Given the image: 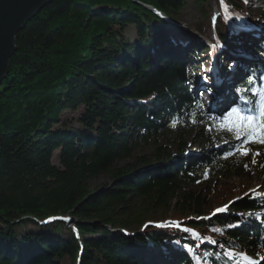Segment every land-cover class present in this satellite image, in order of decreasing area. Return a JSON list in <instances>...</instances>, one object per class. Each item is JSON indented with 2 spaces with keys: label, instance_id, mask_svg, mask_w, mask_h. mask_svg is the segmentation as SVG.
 <instances>
[{
  "label": "trees",
  "instance_id": "trees-1",
  "mask_svg": "<svg viewBox=\"0 0 264 264\" xmlns=\"http://www.w3.org/2000/svg\"><path fill=\"white\" fill-rule=\"evenodd\" d=\"M189 1L198 12L196 33L209 27L225 47L219 60L245 44L264 56L260 43L252 48L248 36L234 32L233 23L264 28V11L249 10L243 0H52L16 34L0 83V264H247L240 253L259 258L262 165L259 191L237 199L223 186L211 192L219 206L226 204L223 212H214L202 191L182 189L206 172L242 175L258 163L236 155L245 146L242 131L237 139L225 115L207 113L191 92L185 63L195 73L208 47L195 44L189 56L177 54L189 34L175 33L145 7L178 21ZM211 2L230 14L212 16ZM130 27L133 41L124 34ZM246 66L252 74L264 70L261 61ZM237 89L252 106L251 78ZM170 128L177 155L159 146L152 158L126 162ZM248 143L254 150L263 145ZM100 175L106 181L94 184ZM164 208H172L169 219L178 225H153L168 220L158 212ZM57 216L73 221L67 226L52 219Z\"/></svg>",
  "mask_w": 264,
  "mask_h": 264
},
{
  "label": "rangeland",
  "instance_id": "rangeland-1",
  "mask_svg": "<svg viewBox=\"0 0 264 264\" xmlns=\"http://www.w3.org/2000/svg\"><path fill=\"white\" fill-rule=\"evenodd\" d=\"M243 1L246 2L245 3L246 7L249 10H252V11L263 10L264 11V7H263V4L261 3V0H246V1L243 0ZM213 2L210 3V7H211L210 12H211L212 16L216 14L215 13L216 11L221 12L223 14H225L227 11V13L230 14L228 12L230 10H228V9L227 10L224 9V11H220L219 8H215V5ZM191 4L192 3L189 1L187 8L180 14L178 21H176L180 26L176 25V27H171L167 22H166V25L168 28L172 29V31H174L175 33H179L180 31L184 30L189 34L190 39H191V41L189 42L190 48H187L185 45L181 46V44H183L182 42L180 43V45L178 47L179 53L182 55L183 54L185 55V56L183 55V57H187L190 55L191 48L197 42L203 41V42L207 43L208 47H209V50L206 54L207 58L202 57V59H201L202 61H204L205 59L207 61L210 58L208 56V54H210L211 59H212L214 56L213 54H215V53L212 54V52H215L216 51L215 49H217V46L221 47V45H220V42H218V40L215 38L213 31L209 27H205L206 28L205 34H203V35L196 33L195 28H194V23L197 21L198 12L195 9H193ZM150 8L151 7H149L148 9L150 11H152V9H150ZM251 24L253 26H250L251 27V29L249 30L250 32L249 33L246 32L245 34H242V35H243V37L248 36L249 38L247 37V39L251 38L250 44H251V47L253 48V46L255 47L256 45H259V43L264 44V28L261 26H258V25L256 26L255 23H251ZM255 28H257V29H255ZM259 28H263L262 31ZM124 34L130 41L135 40V33H134L133 28H131V27L127 28ZM255 38H256V40H255ZM192 42H194V44H191ZM242 42H246V41L242 40ZM247 45L245 44V46H244L245 48H243L244 52H246V53H244L243 51L237 52L236 54L230 53L233 55H232V57L227 56V58H226L227 61L224 60L222 62H218V63H220V65H219L220 67L225 68L227 70V73L229 76L228 78L230 81L229 83H231V85L229 86V89H230L229 91H234L235 86L237 84H240V82L243 81V79L245 78V76L244 77H242V76L246 74V70L241 69L239 67L240 62H241L239 60H243L245 63H249L250 61L251 62L254 61V60H252L254 57L251 55V50H247L248 49V47H246ZM216 55H219L217 53V51H216ZM257 58H259V57H257ZM257 58H254V59L259 60ZM259 61H261V60H259ZM205 62H204V64L203 63L201 64L202 66L201 65L199 66V68H201V67L202 68L199 71L195 72V75H193V73L191 72V69L189 67V63H185V65L187 67V79L190 81V85L192 86V89H191L192 94L197 95L199 97V99L201 100V102L203 104V109L209 114H214V112H211V111H220L221 109H223V106H221V105H224L225 103L229 102L230 99H232L231 95L233 96V101L229 102L227 105H230V104L231 105L236 104V105L231 107L228 110H225L223 112L218 113V115H217V113L214 115H216V116L226 115V113H228L232 108H238L239 109L241 107V100H237L233 92L231 95H229L228 98H225L223 96L215 97L217 92H216V87L214 86V80H212L209 76H204V75H206L205 74L206 69H208V68H205V64H206ZM209 69L210 70L212 69V64H210ZM195 81H196L195 87L197 85V86H199L200 89H198V88L195 89V87L193 86V83H195ZM199 81L204 82L207 91L210 90V95L213 97L214 101L218 105H220V107H218L214 101L209 99L206 92L201 91V86H200V84L197 83ZM260 86H261V89L264 87V85H262L261 83H260ZM259 100H260V102H259L260 105H258L257 111L260 112L261 107L264 108V95ZM209 108L211 111L209 110ZM256 117H257V122H259V120H260L259 114H256ZM175 137H176V134L174 132V129L170 128L165 136H159L158 138H156V140L154 142L151 141L150 144L141 145L137 149L133 150L131 157L129 159H127L126 162L134 161L137 157L152 158V153H153L154 149L159 147V146L167 147V149H169L173 154L177 155L178 154V146H177L178 145V141H177L178 139L174 140ZM187 143H188L187 147L192 145L191 141H189V140L187 141ZM192 147H193V145H192ZM244 147H246L248 149V155H246V156L241 155L239 152H237L236 155L241 157L245 163H249V161L252 159L253 160L255 159V161L258 160V163H256V165L254 166V168L251 171L247 172L246 174H242V175H228V174H226V173L224 174V172H220V171L219 172L218 171L217 172L216 171L215 172H206L203 175V177L199 183L195 184L192 187H183L182 189H184L186 191L187 189L191 188L193 190L202 191L206 195H209V197H210L209 199L212 203L214 210L217 209L219 204H218L217 196L216 195L211 196V192L219 186H223L224 188H228L229 193L233 192V193H230V195H229V197H232L233 199H237V198H239V196L244 195V194L249 193V192L259 191L260 190L259 188L261 187L262 178H263V176L259 173V171L262 170L261 165H264V144L262 145L261 148L255 149V150L250 147V143L245 144ZM191 150L196 152V153L199 152V150L197 148H193ZM106 179L107 178L105 177V175H100L98 177V179L96 181H94V184H102L106 181ZM241 190H243L242 193L239 192ZM224 205L226 206V204H223L221 206H224ZM158 212L164 213L167 216V219H169L170 215L172 213V208H170V209L164 208ZM158 212H155V213H158ZM151 215H153V212ZM192 216L196 217L195 214H193ZM61 218H65V217L57 216L56 220H61V221L65 222L67 226H70L72 221H73V219H70L69 217H66L68 219L67 222L62 220ZM165 223H166V221H165ZM177 223H178V221L175 220L173 223H169V224L175 225ZM166 224H168V223H166ZM166 224H164L162 226H166ZM138 232H140L139 229H138ZM134 233L136 234V231ZM259 254H260V256H259L258 260L262 262L264 259H260V257H264V246H262L260 248Z\"/></svg>",
  "mask_w": 264,
  "mask_h": 264
},
{
  "label": "water",
  "instance_id": "water-1",
  "mask_svg": "<svg viewBox=\"0 0 264 264\" xmlns=\"http://www.w3.org/2000/svg\"><path fill=\"white\" fill-rule=\"evenodd\" d=\"M51 1L52 0H0V83L8 74L9 60L16 50L14 40L16 34ZM150 9L171 27H176V25L180 26L176 21L169 19L155 9ZM236 28L239 27L236 26ZM61 219L66 222L68 221L66 217Z\"/></svg>",
  "mask_w": 264,
  "mask_h": 264
},
{
  "label": "snow or ice",
  "instance_id": "snow-or-ice-1",
  "mask_svg": "<svg viewBox=\"0 0 264 264\" xmlns=\"http://www.w3.org/2000/svg\"><path fill=\"white\" fill-rule=\"evenodd\" d=\"M253 94H255V90L253 91ZM259 116L260 120L257 122L256 116H245L241 114L240 109L232 108L228 113H226L224 120L228 122L229 131H236L238 133L236 136L237 139L241 138L240 133L242 131L245 144L250 142V140L251 142L264 144V108L261 109ZM233 117L236 119L233 120ZM236 151L241 155H248V149L243 145H241V148H238ZM253 163H255V159L253 160ZM245 167H247V165H245ZM262 167H264V165H262ZM223 210L225 209H216L217 212ZM257 219H261V217H257ZM235 226L238 227L239 225L237 224ZM193 235L196 236L197 234L193 233ZM239 255L244 256L247 264H259V261L248 259L247 254L245 253H240ZM260 259H264V257H260Z\"/></svg>",
  "mask_w": 264,
  "mask_h": 264
},
{
  "label": "bare ground",
  "instance_id": "bare-ground-1",
  "mask_svg": "<svg viewBox=\"0 0 264 264\" xmlns=\"http://www.w3.org/2000/svg\"><path fill=\"white\" fill-rule=\"evenodd\" d=\"M260 29V28H259ZM261 31H262V29H260ZM255 40H256V38H255ZM205 43V42H204ZM262 45V47H264V44H261ZM247 47V46H246ZM264 49V48H263ZM243 52H244V49L242 50ZM213 53H215V54H213ZM244 53H246V52H244ZM212 54L214 55L213 56V58L211 59V56H210V54H208V56L210 57L209 58V60H207L205 63V68H208V69H206V75H204V76H209L212 80H214V86L216 87V92H217V94L215 95V97H220V96H223V97H225V98H228L229 97V95H231L232 94V92L233 91H229L230 89H229V86L231 85V83H229L230 81H229V76H228V73H227V70L225 69V68H222V67H220L219 65H220V63H218V62H222L221 60H219L218 59V57H217V55H216V52H212ZM234 54H236V53H234ZM250 54V53H249ZM232 55L233 54H230V52H229V57H232ZM252 55V54H251ZM253 57H254V55H252ZM254 58H257V57H254ZM257 59H259V60H261V62H264V56H259V58H257ZM209 61V62H208ZM210 64H212V69L210 70L209 68H210ZM222 65V64H221ZM204 68V69H205ZM203 69V70H204ZM264 73V70H260L259 72H258V75L259 74H263ZM203 76V77H204ZM201 82H203V81H201ZM262 82H264V80H262ZM198 84H200L199 82H197ZM204 83V82H203ZM223 83V84H222ZM194 84H196V81H195V83ZM201 86V85H200ZM197 88H199V86H197L196 85V87H195V89H197ZM211 88V87H210ZM201 91H204V92H206L207 93V95H208V97H209V99H211L212 101H214V99H213V97L210 95V90H208L207 91V89H206V86H203V87H201ZM231 98L232 99H230V101L229 102H231V101H233V96L231 95ZM215 102V101H214ZM229 102H227V103H225L224 105H221V106H223V109H221L220 111H223V110H225V109H229L230 108V105H227ZM215 104L218 106V107H220V105H218L216 102H215ZM232 106H234V105H232ZM210 109V108H209ZM48 220H46V222H47ZM45 223V222H44Z\"/></svg>",
  "mask_w": 264,
  "mask_h": 264
}]
</instances>
